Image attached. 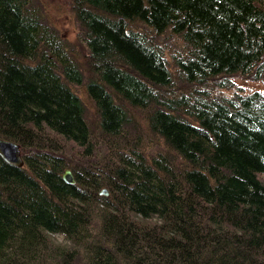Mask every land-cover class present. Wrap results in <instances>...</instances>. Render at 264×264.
<instances>
[{"label": "trees", "instance_id": "obj_1", "mask_svg": "<svg viewBox=\"0 0 264 264\" xmlns=\"http://www.w3.org/2000/svg\"><path fill=\"white\" fill-rule=\"evenodd\" d=\"M68 2L86 69L0 0V264H264V0Z\"/></svg>", "mask_w": 264, "mask_h": 264}, {"label": "rangeland", "instance_id": "obj_2", "mask_svg": "<svg viewBox=\"0 0 264 264\" xmlns=\"http://www.w3.org/2000/svg\"><path fill=\"white\" fill-rule=\"evenodd\" d=\"M41 1L50 19L52 20L53 24L60 30L62 36L67 41L73 43L76 46V50H77L76 57L78 59V62H80V64H82L81 66L86 69V65H85L86 49L77 34L74 17L69 5L70 3L68 2V0H41ZM230 81L234 89H238L242 91L244 94H249L252 92L264 93V84L260 82H252L246 79H241L238 76L231 77ZM82 90L83 89L79 90V94L81 96L83 93ZM226 94H230V91H226ZM262 177L264 178V175ZM51 238L53 242L59 245H63V246L70 245V242L61 233H54L51 235Z\"/></svg>", "mask_w": 264, "mask_h": 264}, {"label": "water", "instance_id": "obj_3", "mask_svg": "<svg viewBox=\"0 0 264 264\" xmlns=\"http://www.w3.org/2000/svg\"><path fill=\"white\" fill-rule=\"evenodd\" d=\"M0 156L9 164L18 167L23 166V158L20 145L14 141L0 138ZM61 178L68 184L75 183L74 176L70 169H65L61 175ZM102 193L107 195L106 190H103Z\"/></svg>", "mask_w": 264, "mask_h": 264}]
</instances>
